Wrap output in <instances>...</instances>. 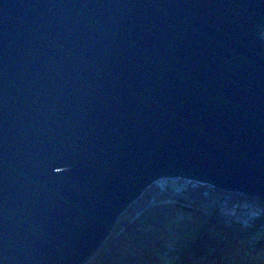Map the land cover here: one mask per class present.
I'll return each instance as SVG.
<instances>
[{"label": "water", "instance_id": "water-1", "mask_svg": "<svg viewBox=\"0 0 264 264\" xmlns=\"http://www.w3.org/2000/svg\"><path fill=\"white\" fill-rule=\"evenodd\" d=\"M264 0H0V264H86L155 183L264 206Z\"/></svg>", "mask_w": 264, "mask_h": 264}, {"label": "trees", "instance_id": "trees-1", "mask_svg": "<svg viewBox=\"0 0 264 264\" xmlns=\"http://www.w3.org/2000/svg\"><path fill=\"white\" fill-rule=\"evenodd\" d=\"M165 262L264 264V206L207 185L163 180L120 216L86 264Z\"/></svg>", "mask_w": 264, "mask_h": 264}, {"label": "rangeland", "instance_id": "rangeland-1", "mask_svg": "<svg viewBox=\"0 0 264 264\" xmlns=\"http://www.w3.org/2000/svg\"><path fill=\"white\" fill-rule=\"evenodd\" d=\"M235 196H236V194H235ZM238 196H240V195H238ZM253 200H255V199H253ZM236 231L239 232L238 230H235V232H236ZM241 233H243V231H242ZM117 234H118V233H117ZM117 234H115L114 236L112 235V238H111V240H112L111 242H112V243H113V240L116 238V236H118ZM117 239H118V237H117ZM117 239H116V240H117ZM115 243H116V241H115ZM170 250L173 251V250H175V248H174V247H171ZM169 262H170V261H169ZM164 264H168V262H165Z\"/></svg>", "mask_w": 264, "mask_h": 264}]
</instances>
